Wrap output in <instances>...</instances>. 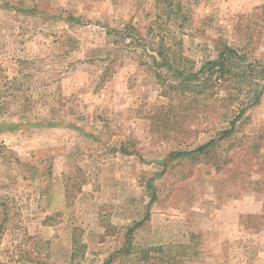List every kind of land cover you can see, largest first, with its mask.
I'll return each instance as SVG.
<instances>
[{"label":"rangeland","instance_id":"374dc122","mask_svg":"<svg viewBox=\"0 0 264 264\" xmlns=\"http://www.w3.org/2000/svg\"><path fill=\"white\" fill-rule=\"evenodd\" d=\"M0 264H264V0H0Z\"/></svg>","mask_w":264,"mask_h":264},{"label":"trees","instance_id":"16d2710c","mask_svg":"<svg viewBox=\"0 0 264 264\" xmlns=\"http://www.w3.org/2000/svg\"><path fill=\"white\" fill-rule=\"evenodd\" d=\"M226 51L227 52H230V54H235V51L232 49V48H226L224 51L221 52L220 54V58L217 60V61H212V62H209V63H212L214 65H219L220 66V69L222 71V74H224L226 71H225V54H226ZM229 54V56H230ZM231 125L232 127L234 126L235 124V121L232 120L231 122ZM232 131V130H230ZM228 131L226 130H223V134H227ZM214 141L211 140L209 141L208 143L204 144V145H200L198 146L197 148H195L194 150H190V151H182V152H179L178 155H183V154H193V153H201V152H204L206 151L207 149H209L212 145H213Z\"/></svg>","mask_w":264,"mask_h":264}]
</instances>
